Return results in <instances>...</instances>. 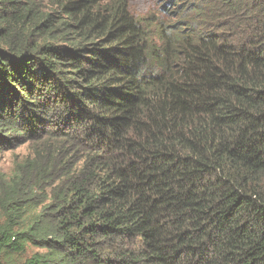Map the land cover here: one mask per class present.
Returning a JSON list of instances; mask_svg holds the SVG:
<instances>
[{
    "label": "trees",
    "instance_id": "16d2710c",
    "mask_svg": "<svg viewBox=\"0 0 264 264\" xmlns=\"http://www.w3.org/2000/svg\"><path fill=\"white\" fill-rule=\"evenodd\" d=\"M171 2L0 0V264H264V0Z\"/></svg>",
    "mask_w": 264,
    "mask_h": 264
},
{
    "label": "rangeland",
    "instance_id": "374dc122",
    "mask_svg": "<svg viewBox=\"0 0 264 264\" xmlns=\"http://www.w3.org/2000/svg\"><path fill=\"white\" fill-rule=\"evenodd\" d=\"M171 1L172 0H129V9L134 16L141 18L151 17L165 24H169V22L176 19V17L173 16L175 6H173V2ZM190 3H194V0H191L189 4ZM28 154H30V146L28 144H24L9 151L0 148V177H2V179L9 178L15 170L16 165L22 163ZM35 251L34 249H29L24 255L17 256L16 261H23Z\"/></svg>",
    "mask_w": 264,
    "mask_h": 264
}]
</instances>
